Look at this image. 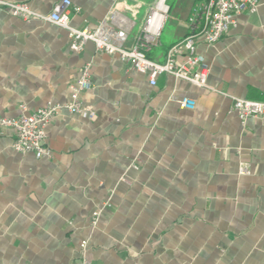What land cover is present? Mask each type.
I'll return each mask as SVG.
<instances>
[{
  "label": "crops",
  "instance_id": "0c3cea01",
  "mask_svg": "<svg viewBox=\"0 0 264 264\" xmlns=\"http://www.w3.org/2000/svg\"><path fill=\"white\" fill-rule=\"evenodd\" d=\"M6 1L49 15L60 0ZM69 1L79 9L70 26L90 30L114 4ZM199 2L167 1L152 61L189 34ZM150 4L126 0L137 12L126 48ZM234 22L216 44L196 42L209 92L170 75L151 86L118 55L91 43L72 52L66 30L0 8V119L21 105L29 115L68 103L85 65L91 87L80 99L93 112L51 119L48 159L15 152L14 130L0 126V264H264V117L242 124L230 111L234 98L264 102V0ZM240 163L249 175L238 174Z\"/></svg>",
  "mask_w": 264,
  "mask_h": 264
},
{
  "label": "built area",
  "instance_id": "2783aa9c",
  "mask_svg": "<svg viewBox=\"0 0 264 264\" xmlns=\"http://www.w3.org/2000/svg\"><path fill=\"white\" fill-rule=\"evenodd\" d=\"M146 17L140 33L130 48L124 46L127 36L135 25L137 12L125 5L126 0H114L107 16L93 30L77 29L70 26V13L78 14V8H72L69 0H60L49 15L33 11L25 3H12L0 0V8L25 22L33 20L50 22L66 30L69 49L80 53L87 43L93 44L96 51L109 56L118 55L120 61L129 64L136 72L146 74L151 86L162 75H170L190 85L216 92L207 83L208 67L196 54V42L203 41L207 45L216 44L234 25V16L243 12L253 13L259 6V0H200L192 10L187 22L189 34L173 44L166 52L165 61L156 63L148 57V53L159 43L165 20L169 14L168 0H150ZM184 56V62L177 61ZM90 68L85 65L79 71L75 84L70 89V101L66 104L47 103L31 114H25L26 108L21 105V114L15 118H1L0 126L11 128L15 138L11 148L21 154H32L37 159L50 158V151L45 146V128L59 112L65 111L73 115L93 117L89 107L83 106L80 93L90 89ZM183 109L191 110L193 102L186 98L177 101ZM230 111L235 113L242 124L248 119L264 117V102L234 98ZM246 163H240L239 175H249ZM108 204H105V207ZM101 210L93 212L92 224H96ZM87 246V241L82 247ZM83 264H88L85 260Z\"/></svg>",
  "mask_w": 264,
  "mask_h": 264
},
{
  "label": "rangeland",
  "instance_id": "374dc122",
  "mask_svg": "<svg viewBox=\"0 0 264 264\" xmlns=\"http://www.w3.org/2000/svg\"><path fill=\"white\" fill-rule=\"evenodd\" d=\"M169 16H171V14H169ZM169 18V17H168ZM168 29H169V25H167V26H165V28H164V33H166V32H168Z\"/></svg>",
  "mask_w": 264,
  "mask_h": 264
}]
</instances>
